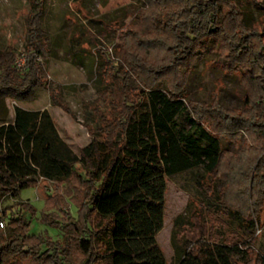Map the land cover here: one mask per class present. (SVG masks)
<instances>
[{"label": "trees", "instance_id": "trees-1", "mask_svg": "<svg viewBox=\"0 0 264 264\" xmlns=\"http://www.w3.org/2000/svg\"><path fill=\"white\" fill-rule=\"evenodd\" d=\"M32 1L39 10L27 18L31 51L24 69L16 68L14 50L0 49V99L24 101L46 87L36 57L48 50L49 41L41 23L42 0ZM242 6V0H131L126 17L138 28L128 29L119 55L105 52L96 99L82 108L90 139L77 153L47 110L32 123L19 113L0 122V220L5 222L0 264L70 263L67 223L52 219L50 212L48 219L60 221L64 235L44 239L29 231L22 213L29 205L18 200L19 192L41 179L80 193V203H73L72 237L81 264H166L155 238L164 221L166 180L189 172L198 176L200 214L186 210L174 218V264L248 262L264 198V17L246 25ZM207 49L217 52L221 69L237 76L244 90L240 106L192 100L177 79ZM241 132L252 146L245 143L248 153L227 162L229 188L244 197L236 205L204 180L222 163L220 140L236 143ZM54 194L47 196L49 207ZM6 199L17 208L4 205ZM204 210L222 213L238 239H211ZM256 255L264 263V256Z\"/></svg>", "mask_w": 264, "mask_h": 264}, {"label": "rangeland", "instance_id": "rangeland-1", "mask_svg": "<svg viewBox=\"0 0 264 264\" xmlns=\"http://www.w3.org/2000/svg\"><path fill=\"white\" fill-rule=\"evenodd\" d=\"M262 1L264 0H242L243 21L246 25L264 17ZM129 3L131 0H42L43 11L40 17L49 48L36 59L44 68L43 83L46 87L38 89L31 99L24 101L12 97L0 99V122L12 121L15 113H19L23 119L32 123L42 110H47L59 135L77 153L90 139L82 108L83 103L96 99L97 81L107 63L105 52L111 58L119 55L121 44L129 35L128 29L138 28L130 17H126ZM38 5H34L32 0H0V49L14 50V63L19 70L26 66L25 59L31 51L26 47L27 18L39 10ZM216 53L212 49L203 51L189 69L182 68L176 74L177 79L183 80L186 93L192 100H215L223 107H238L243 87L235 74L226 73L215 62L218 59ZM104 79L108 84L109 79ZM247 139L250 140L245 132H241L236 143L221 139L222 163L216 174L204 180L205 184L215 185L218 191L226 192L229 200L236 205H242L244 197L232 190V187L229 188L230 170L227 162L238 157L242 151L248 153L244 149ZM247 144L252 146L251 142ZM23 148L28 150L26 142L23 143ZM196 178L198 176L189 172L166 180L164 221L155 236L166 264H174L171 242L174 218L186 210L200 214L195 199L198 189ZM70 183L73 184L74 181ZM55 190L57 194H54ZM50 193L54 197L49 199V207L47 196ZM18 200L29 205L22 208V213L29 222V231L49 240L62 239L64 231L67 232L71 244L69 264H81L82 253L72 237L75 235L72 223L76 215L73 203H80L79 191H69L56 181L41 179L37 186L22 189ZM3 204L17 208L13 199H6ZM50 212H53L52 219L67 223L64 231L60 221L54 223L48 219ZM201 213L211 239L219 242L238 239L239 232L222 213L215 214L208 210ZM254 236V249L246 264H264L256 255L258 253L264 256V198L259 202V220Z\"/></svg>", "mask_w": 264, "mask_h": 264}, {"label": "built area", "instance_id": "built-area-1", "mask_svg": "<svg viewBox=\"0 0 264 264\" xmlns=\"http://www.w3.org/2000/svg\"><path fill=\"white\" fill-rule=\"evenodd\" d=\"M5 227V222L3 220H0V228L3 229Z\"/></svg>", "mask_w": 264, "mask_h": 264}]
</instances>
